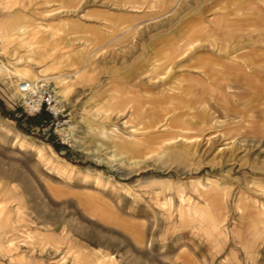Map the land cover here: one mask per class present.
Returning <instances> with one entry per match:
<instances>
[{
	"label": "crops",
	"instance_id": "0c3cea01",
	"mask_svg": "<svg viewBox=\"0 0 264 264\" xmlns=\"http://www.w3.org/2000/svg\"><path fill=\"white\" fill-rule=\"evenodd\" d=\"M145 3L0 0L3 59L72 123L66 148L32 131L47 115H0V160L32 154L31 222L67 264H264V0H178L154 24Z\"/></svg>",
	"mask_w": 264,
	"mask_h": 264
},
{
	"label": "rangeland",
	"instance_id": "374dc122",
	"mask_svg": "<svg viewBox=\"0 0 264 264\" xmlns=\"http://www.w3.org/2000/svg\"><path fill=\"white\" fill-rule=\"evenodd\" d=\"M144 1L146 3L143 6L146 7L148 12L152 15L153 21L150 22L151 24L156 22L158 16H163L165 14L167 17L169 12H172L176 6H179L178 3H176L178 0ZM174 1L176 2L174 3ZM17 74L19 73L16 70H13L12 63L5 61L2 57V51H0V115L9 120L11 119L8 115L13 114L14 118L18 119L20 117L19 115L23 113L22 109L19 107V105H21L19 94H16L15 92L17 84L20 81L19 77H14V75ZM27 81L35 83L30 79H27ZM13 103L18 107L14 108ZM36 127L38 126H35L32 130L34 133L38 132L36 131ZM43 129L49 133L47 125H45ZM48 139L56 143L50 135L48 136ZM31 155L32 154L29 151H22L19 163L8 161L6 158L4 163L0 160V173L4 175L5 180L10 185V188H6L4 195L0 196V260H3L5 264H14L13 254H21V257H25L26 259L41 258V261L37 264H67L71 245H68L69 250H67V248L62 249L61 247H57V245L44 244L43 229L36 227L35 223L31 222L32 215L29 211V203L31 200L29 169L30 167H35V163H33V160L30 158ZM69 155V159H71L75 154L73 152ZM181 167L187 172L185 175L182 174V181L196 175L198 178V187L203 186L204 170L201 169L203 164H187L181 165ZM18 168L20 169V194L14 193L11 186ZM172 171L170 165V169L162 173V176L170 178L172 181V179L177 177ZM179 214L181 220H184V218L188 219L187 212L185 213L182 210ZM217 214L220 215V213ZM213 215V220L215 221L216 213H213ZM196 219L198 235H201L202 233L199 232L201 229L200 227H202L208 220L205 213L199 210L196 213ZM69 222L70 228L72 227L73 230H76V228L79 227L81 220L77 214L70 212Z\"/></svg>",
	"mask_w": 264,
	"mask_h": 264
},
{
	"label": "built area",
	"instance_id": "2783aa9c",
	"mask_svg": "<svg viewBox=\"0 0 264 264\" xmlns=\"http://www.w3.org/2000/svg\"><path fill=\"white\" fill-rule=\"evenodd\" d=\"M18 90L21 93L19 107L26 116L35 117L44 113L48 117V121L36 127V131L39 132L47 125L49 135L54 141L60 146L70 148L72 145L70 114L52 86L47 81L30 84L22 79L18 82ZM13 105L14 108L18 107L15 103Z\"/></svg>",
	"mask_w": 264,
	"mask_h": 264
},
{
	"label": "trees",
	"instance_id": "16d2710c",
	"mask_svg": "<svg viewBox=\"0 0 264 264\" xmlns=\"http://www.w3.org/2000/svg\"><path fill=\"white\" fill-rule=\"evenodd\" d=\"M45 115L44 113L40 114L39 116H35L32 120H26L25 122L28 123V125H31L34 120H37L40 116Z\"/></svg>",
	"mask_w": 264,
	"mask_h": 264
},
{
	"label": "bare ground",
	"instance_id": "6f19581e",
	"mask_svg": "<svg viewBox=\"0 0 264 264\" xmlns=\"http://www.w3.org/2000/svg\"><path fill=\"white\" fill-rule=\"evenodd\" d=\"M28 82H29L30 84H35V83H36V82H35V83H32V82H30V81H28ZM15 92H16V94H19V95L21 94V93L19 92V90H18V84H17V87H16V91H15Z\"/></svg>",
	"mask_w": 264,
	"mask_h": 264
}]
</instances>
